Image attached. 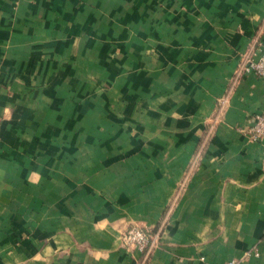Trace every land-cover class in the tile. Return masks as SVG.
<instances>
[{
    "label": "crops",
    "instance_id": "1",
    "mask_svg": "<svg viewBox=\"0 0 264 264\" xmlns=\"http://www.w3.org/2000/svg\"><path fill=\"white\" fill-rule=\"evenodd\" d=\"M263 39L264 0H0V264H264Z\"/></svg>",
    "mask_w": 264,
    "mask_h": 264
},
{
    "label": "built area",
    "instance_id": "2",
    "mask_svg": "<svg viewBox=\"0 0 264 264\" xmlns=\"http://www.w3.org/2000/svg\"><path fill=\"white\" fill-rule=\"evenodd\" d=\"M258 47L253 51L247 60L246 69L256 73L260 77H264V39L258 40ZM257 56V57H256ZM3 118L0 114V144L2 133ZM243 132L248 134L253 140L258 141L264 137V112L255 114L249 122L240 128ZM157 239L156 235L150 234L138 226H131L124 233V244L128 247H137L145 250L150 247ZM225 264H240L239 261L232 259Z\"/></svg>",
    "mask_w": 264,
    "mask_h": 264
},
{
    "label": "rangeland",
    "instance_id": "3",
    "mask_svg": "<svg viewBox=\"0 0 264 264\" xmlns=\"http://www.w3.org/2000/svg\"><path fill=\"white\" fill-rule=\"evenodd\" d=\"M0 114H1V113H0ZM1 115H2V114H1ZM2 118H3V116H2ZM132 226H138V227H141L140 225H136V224H135V225H132ZM141 228H142V227H141ZM143 229H144V228H143ZM126 231H127V230H126ZM126 231H125V232H126Z\"/></svg>",
    "mask_w": 264,
    "mask_h": 264
}]
</instances>
